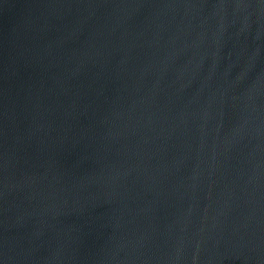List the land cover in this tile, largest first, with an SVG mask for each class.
Returning <instances> with one entry per match:
<instances>
[{
	"label": "water",
	"instance_id": "obj_1",
	"mask_svg": "<svg viewBox=\"0 0 264 264\" xmlns=\"http://www.w3.org/2000/svg\"><path fill=\"white\" fill-rule=\"evenodd\" d=\"M0 264H264V0H0Z\"/></svg>",
	"mask_w": 264,
	"mask_h": 264
}]
</instances>
